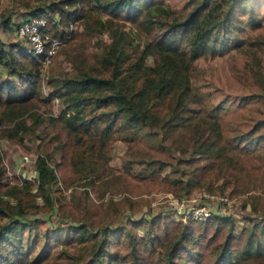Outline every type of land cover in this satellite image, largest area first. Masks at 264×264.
Instances as JSON below:
<instances>
[{
	"label": "rangeland",
	"instance_id": "rangeland-1",
	"mask_svg": "<svg viewBox=\"0 0 264 264\" xmlns=\"http://www.w3.org/2000/svg\"><path fill=\"white\" fill-rule=\"evenodd\" d=\"M49 1L0 0V37L4 44L12 45L20 54L19 47H24V41L14 31V25ZM163 1L177 11L183 10L187 0ZM95 12L103 17L104 24H97L94 13L70 20L67 26L56 21L59 31L68 36L47 65L40 63L39 93L19 103L21 111L13 119L0 121L1 196L9 205L20 201L27 207L23 215L0 214V229L2 225L13 224L17 217L25 222L20 238L23 252L18 253L22 258L17 264L84 262L95 246L81 244L78 235L76 239L61 241L64 232L59 234L58 230L76 223L84 224L87 231L106 227L109 240L100 244L98 251L109 256L111 264H133L134 248L140 244L133 243L132 235L136 233L138 239L145 237L141 225L133 221L171 213L164 211L165 192L178 197H189L191 192L199 191L227 195L228 201H222L221 205L230 212L225 217L235 220L236 231L249 226L254 219L264 223V0H240L230 12L234 42L224 44L216 37L210 42L212 47L196 57L187 70L195 93L193 106L201 110L200 114H210L218 121L224 143L222 153L231 155V158L221 155L190 161L187 154L177 149L180 145L169 146L172 137L165 135L169 133L165 126L158 128L156 138L145 128L127 138L124 129L103 133L84 126L73 130L68 125L66 115L71 109L67 101L62 95H50L57 89L59 79L97 65L98 54L120 27L135 30L134 44L138 41L142 45L150 37L137 21L114 17L104 10ZM214 44L218 50L214 51ZM147 61L152 63L153 58L149 56ZM6 79H12L20 89L26 85L0 65V82ZM21 119L25 120L24 128L11 134L9 128ZM24 154L28 159L21 163ZM38 154L48 156L56 177L48 184L49 198L45 199L36 186ZM212 159L222 161V166ZM25 181L30 184L28 191ZM193 181L197 183L192 184ZM12 187L22 190L14 196L6 192ZM216 209L213 207V211ZM216 225V222L201 223L193 230L195 234L209 235ZM166 226L160 227L166 231ZM226 230L228 225L208 244L207 236L203 244L186 243L189 250L183 259H189L190 250L195 249L192 264H213L211 246ZM12 247L15 246L9 249ZM45 249L47 256L34 261V255L45 254ZM6 250L4 247L0 252ZM140 254L146 257L143 247ZM154 257L161 260L158 251ZM138 264L148 263L143 260ZM257 264H264V259Z\"/></svg>",
	"mask_w": 264,
	"mask_h": 264
},
{
	"label": "trees",
	"instance_id": "trees-1",
	"mask_svg": "<svg viewBox=\"0 0 264 264\" xmlns=\"http://www.w3.org/2000/svg\"><path fill=\"white\" fill-rule=\"evenodd\" d=\"M239 1L187 0L182 5L184 11L172 9L163 0H50L44 6L37 7L30 15L45 16V30L59 36L63 32L57 28L56 21L67 26L70 20L94 13L100 26L105 20L95 11L102 10L114 17L137 21L140 27L150 33L149 39L142 45L138 41L134 44L132 39L135 30L120 27L112 33L111 40L98 54L97 65L85 67L77 75L59 79L57 89L50 95H62L67 101L71 109V113L66 115L68 125L73 130L84 126L103 133L124 129L127 138L138 134L143 128L152 138H156V134L160 133L158 128L165 126L164 129L169 131L165 135L172 137L169 146L180 145L177 149L187 154L189 161L221 155L231 158L229 153H222L224 143L218 121L210 114H200L201 110L193 106L195 93L187 70L196 57L212 47L210 42L216 37H220L224 44L231 45L234 42L231 41L234 31L230 12ZM213 48L214 51L218 50L215 44ZM19 52L12 45L6 46L0 37V65L8 74L17 76L20 83L26 84L20 89L12 79L0 82V121L13 119L21 111L19 103L39 93V60L37 56L26 52L24 47H19ZM149 56L153 58L152 63L147 61ZM241 73L246 75L243 70ZM61 88L64 90L60 91ZM15 122L16 126L9 128L11 134L26 124L24 119L18 124ZM218 163L222 166V161ZM35 169L37 191L44 199L49 198L47 186L56 177L47 155L36 156ZM1 178L2 173L0 214L11 217L23 215L27 210L25 204L19 201L9 205L2 198ZM23 184L28 191L30 184L26 181ZM21 190L20 187H12L6 192L17 196L16 192ZM234 221L223 215H211L203 221L194 218L181 220L167 212L154 214L151 219L134 220V224L141 225L145 237L138 239L136 233L132 235L133 243L138 241L140 244L139 248H134L133 264L143 260L148 264H192L195 249L190 250L189 259H183L189 250L186 243L200 245L207 236L208 244L227 225L228 230L211 246L213 264H257L264 259V223L254 219L249 226L236 231ZM215 222L218 225L209 235L194 233L196 225ZM161 224L167 225L166 231L160 227ZM24 226L25 222L18 217L13 224L1 226L0 250L4 247L7 250L0 252V264H17L21 260L22 256L18 253L23 252L20 238ZM105 228L87 231L84 224L76 223L58 227V230L59 234L64 232L61 241L76 239L78 235L81 244L95 246L93 254L78 264H111L109 256L98 251L100 244L108 243L109 240ZM45 244L50 245L48 241ZM11 245L15 246L12 250L9 249ZM142 247L147 253L146 257L140 254ZM156 249L161 256L160 261L154 257ZM47 254L48 249H45V254L36 253L34 261H41ZM25 258L27 260V256Z\"/></svg>",
	"mask_w": 264,
	"mask_h": 264
},
{
	"label": "built area",
	"instance_id": "built-area-1",
	"mask_svg": "<svg viewBox=\"0 0 264 264\" xmlns=\"http://www.w3.org/2000/svg\"><path fill=\"white\" fill-rule=\"evenodd\" d=\"M47 18L43 15H29L16 22L14 31L23 38L26 52L37 56L39 63L47 65L56 54L57 47L68 35L62 36L51 34L45 30ZM28 159V155L21 157V163ZM37 176V170H36ZM227 195H213L207 192H191L189 197H178L172 192H165L162 201L165 203V210L171 211L176 219L186 220L194 218L196 220L207 219L212 212L218 215H230L226 206L221 202L228 201ZM213 207L217 208L213 211Z\"/></svg>",
	"mask_w": 264,
	"mask_h": 264
}]
</instances>
